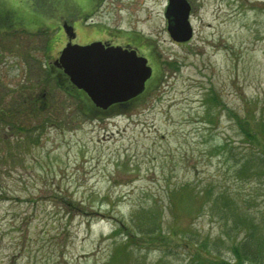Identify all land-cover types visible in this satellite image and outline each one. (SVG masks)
I'll return each instance as SVG.
<instances>
[{"label":"rangeland","instance_id":"1","mask_svg":"<svg viewBox=\"0 0 264 264\" xmlns=\"http://www.w3.org/2000/svg\"><path fill=\"white\" fill-rule=\"evenodd\" d=\"M190 2L174 43L166 0H0V264L231 261L264 237V0ZM131 31L153 79L96 116L49 71Z\"/></svg>","mask_w":264,"mask_h":264},{"label":"water","instance_id":"2","mask_svg":"<svg viewBox=\"0 0 264 264\" xmlns=\"http://www.w3.org/2000/svg\"><path fill=\"white\" fill-rule=\"evenodd\" d=\"M189 11L187 0H168L164 17L172 39L187 41L191 38ZM57 61L71 83L103 108L140 94L151 75L146 57L136 55L135 50L104 47L101 41L77 44L69 40Z\"/></svg>","mask_w":264,"mask_h":264},{"label":"flooded vegetation","instance_id":"3","mask_svg":"<svg viewBox=\"0 0 264 264\" xmlns=\"http://www.w3.org/2000/svg\"><path fill=\"white\" fill-rule=\"evenodd\" d=\"M187 1L190 5V11H189V14H190L191 9H192V5H191L190 0H187ZM167 2H168V0H166V4H167ZM1 21H2V19L0 18V22ZM165 23L167 24L166 19H165ZM73 28L74 27L72 26V30H73ZM166 31H167V29H166ZM123 33H126V32L123 31ZM130 33H131V37L133 34H135L134 31H131ZM72 34L75 35L74 30H73ZM168 36L170 37V40L174 43L183 42V41H177V40L172 39L171 36L169 35V33H168ZM95 40L101 41L102 44L104 45V47L114 46V47H121L122 49L135 50L136 55H141V56L146 57L147 63L149 64V56L148 55H150L151 48H150V46H149V48H146L145 45H140V42H138L137 40H143V39L139 38V35H137L136 37L130 38L129 41H123L122 37L119 35L116 38H113L110 36H108L106 38L96 36V37L91 38L90 40L88 39V40L83 41V42H75V43L86 44V43H89V42L95 41ZM64 45L65 44H63L61 46L59 53H58V56H59L60 51ZM146 45H149V44H146ZM145 49L147 50L146 52H145ZM58 56H57V58H58ZM57 60L55 61V68H52V70H50L49 72H56L55 77H56V80L58 81V84H59V82L60 83L63 82L62 84L66 87V90L72 92V94H75L77 98L84 100L82 103L84 105H87L88 109H91V112L94 113L96 116L114 114L117 111L121 110L124 106L131 103L134 99H136L141 94L140 93L139 95H137V96H135L129 100H126V101L111 103L107 107L103 108L102 106L97 104L95 100H93L91 97H89L82 89L78 88L77 86H75L74 84L71 83V81L69 80V77L64 73L63 68L60 66V64ZM149 65L151 67V75L145 81L143 92L147 88L148 80L153 79V72H154L153 66L151 64H149Z\"/></svg>","mask_w":264,"mask_h":264},{"label":"trees","instance_id":"4","mask_svg":"<svg viewBox=\"0 0 264 264\" xmlns=\"http://www.w3.org/2000/svg\"><path fill=\"white\" fill-rule=\"evenodd\" d=\"M172 65V64H170ZM173 66V65H172ZM212 102L214 104H217V100L214 96H210ZM243 130L248 136V140L255 136L256 130L251 128L250 125L248 127H243ZM264 147V144H263ZM181 190V187L175 189L173 191L174 194L179 193ZM255 224V223H251ZM256 225V224H255ZM253 228V225H250V227L246 226V232H245V238L247 239L244 243L239 242L238 244H234L232 246V252H233V259L225 260V259H195L194 264H262L264 261V237H254V231L251 230ZM253 232V234H252ZM249 238V239H248ZM127 244L126 241L119 243V249H125V245ZM116 255V254H115ZM115 255L112 256L111 259L115 260Z\"/></svg>","mask_w":264,"mask_h":264}]
</instances>
